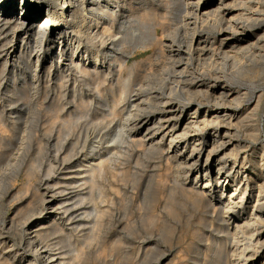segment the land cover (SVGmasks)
Here are the masks:
<instances>
[{
  "label": "rangeland",
  "instance_id": "obj_1",
  "mask_svg": "<svg viewBox=\"0 0 264 264\" xmlns=\"http://www.w3.org/2000/svg\"><path fill=\"white\" fill-rule=\"evenodd\" d=\"M147 1L148 4L145 2L142 3L141 0H135L133 8L123 9L121 14H132V12L137 14L140 11L145 12L151 10L157 18L163 16L164 18L162 20L160 19L159 22L163 25H157L155 32L158 41L165 43L166 35L171 31L169 29H173L176 25L181 24V17L178 14L181 7L168 3L169 0ZM215 1L217 3L220 0ZM167 4L169 5L167 9L162 8L166 7ZM177 10L178 12H176ZM38 12L34 8L31 14L36 15ZM169 12L171 13L169 14ZM175 13H177V17H174ZM6 15L12 20L15 18L10 13ZM6 15H1V18H4ZM95 25H93L95 31L102 26V24L98 25V27ZM215 26L213 28L214 31ZM113 27L114 29H118L122 28V25L118 23ZM1 32V40H5V43L13 44V40L16 46L20 45L18 50L22 44L24 45L22 49H25L23 51L25 57H18L16 60L10 59L6 53L9 45H4L5 49L4 46L0 47V264H42L39 253V245L41 243L46 245L47 248H58L63 244L70 243L68 244L70 250H66L68 251L67 254H65L66 252L64 253L67 258L72 257L71 255L76 256L77 251H80L78 258L70 260L72 264H78L79 262V264H203L206 261H203V254L209 253V246L212 249L213 245L216 242L218 243L221 233L215 234L212 231V225L214 224L212 222L216 221L212 214L209 215L203 212L205 211L204 208L195 210L193 205L188 203L189 200L186 199L184 188L188 187L192 189L191 180L197 176L198 171L194 168L187 174L184 168L186 167L185 164L178 165V161L179 164L183 162L180 155L174 156L171 150L168 151L170 148V138L174 132L169 135V138L163 141L160 140L161 136H158V139L152 138L153 134L159 135L164 130V122L157 123V126L150 131L147 130L148 126L143 128L142 125L137 124L136 121H139L151 111L153 114H150L151 116L156 115V113L158 115V111L150 107L152 105L150 103L152 102L150 101V97L155 94L144 95L142 92H131L132 89L127 90L124 94L121 92V83L126 77L132 78L133 88L141 81L144 74L151 72H157L159 79L161 72H167L168 74L165 77L168 81L170 69H168L169 66L167 64H164L168 63V59H166L168 53H165L164 57L160 56L161 53L166 52L167 48L161 44L147 48L129 46L126 50L121 51L126 56V63L123 68H120L117 64L109 67L110 60H104L100 62L97 69H94L93 62L95 60L92 55L93 48L91 46L89 47L88 35L85 34V37L77 36L75 32H72L71 28L66 30L70 38L66 44H61L58 41V43L55 42V39H57L55 37L51 40L52 37H49L51 35L49 33L46 40L39 45L35 40L36 35L28 34L26 30L20 27H4L1 29ZM3 33H6V35ZM246 33L244 32L240 37L248 38ZM14 35L15 39L12 38ZM3 40L2 42L4 43ZM244 41L248 40L244 39ZM84 43L87 44L85 45ZM242 57H239L240 62L237 56L233 58L220 57L218 59L214 58L211 61H200L196 63V66L202 71L213 70L212 72L218 73L221 76L223 75L224 78H230L234 86L239 83L242 84L244 87H241L243 89L242 91L246 92V86L249 85L246 77L248 56L243 57V59ZM203 62L204 64L202 65ZM215 64L221 68L215 66ZM230 64H233L234 67ZM109 68H115V71L108 74ZM129 68H133L134 70L132 76L127 70ZM166 69L169 71H166ZM158 70H161L159 72L160 74ZM100 75V79L105 75L107 76V79L103 80L102 84L99 82L96 83ZM243 76H245L246 80H244L245 78ZM155 83L158 82L155 81ZM197 98L200 102L201 100L205 101L210 98V101L207 103L202 101L205 107L210 102L214 103L216 100L215 96L211 94L206 97L199 96ZM200 98L202 99L200 100ZM139 100H143L142 103ZM132 103L136 106L134 107ZM146 105L149 106L146 107ZM248 106L249 98H244L238 105L237 111L232 112L225 120L221 121L222 124H226L225 121L228 124L232 122L237 124L241 123L236 126L230 137L243 142L247 141V143H249V135L247 132L250 120L245 113H247ZM144 108L149 109L145 111ZM130 114L133 115L131 116ZM263 115L264 109L257 113L255 122L261 130L260 140L262 141H259L261 146H264ZM156 118L158 119V116ZM124 120L127 122L125 123ZM184 120L187 121V117ZM120 123H122L121 126L118 125ZM216 123L218 122L209 123L208 127L206 125L204 129L213 132L214 125L216 127L218 126ZM150 127H153L152 123L149 125ZM200 127L194 130V132L204 134L203 127ZM113 137L115 141L113 139L111 140ZM154 140L156 141L154 142ZM210 140L212 139L210 138ZM172 145L177 148V152H180V154L187 153L192 148L191 143L187 147H185L184 143L178 144L179 146L176 144ZM147 150L149 151L147 152ZM105 157L106 159H104ZM93 170L96 173L99 172L98 174L94 173L95 175L98 176L101 174L102 176V179L100 178L101 176H98L95 187L91 186L90 179H88L91 177L90 174ZM213 172L214 174L217 173L215 167L213 168ZM60 182L63 183L61 184ZM81 184H84V186L82 185L80 187ZM99 184L101 187H99ZM48 186L53 188L49 195H55H53L54 198H52L53 196L48 198L55 199L59 205L60 202L62 204L64 203L63 205H67L66 207L69 206L70 208L71 206L69 204L77 197L78 199L80 197L77 196L70 201L72 197H75L72 196L73 194H69L70 191H73L70 189L74 188V191L80 192L86 199L81 195L85 200L83 201L84 203H81L80 207L75 209L77 213H79L78 210L80 212L84 210L79 209L81 206L84 208L89 207L92 210H94L93 207L95 208L96 205L99 208H103L105 212L100 216V224L91 232L90 230L94 223L92 222L94 219L93 216L76 217V219L70 216L63 217V215L61 219L59 217L56 219L53 216L50 219L49 226L47 225L41 231L43 232L44 230V234L45 232L46 234L44 235L42 233L41 236L39 235V239L35 243H31L32 246L29 247L25 243L29 237V231H27L28 225H30L29 222L35 220V218L48 216V211H45L47 209L44 205L45 199L48 196L45 189ZM88 186L92 189L88 188ZM62 188L66 189L64 194L59 193L64 190ZM96 190L98 191V195H96ZM89 192L91 193L89 194ZM38 195L41 197H38ZM39 202L40 205H37ZM182 203L184 204L182 205ZM171 208L174 209L175 214L171 212ZM187 211L190 213L188 214ZM22 215H24V218H19ZM53 221H56V223L51 224L54 223ZM79 224L80 227H78ZM51 228H54L53 231H51ZM47 230L49 231L47 232ZM88 232L92 237L86 234ZM74 234L78 235L75 236ZM83 234L85 241L82 237ZM61 235H63L62 237L65 235L68 241H70H61L59 239ZM44 238L47 240L44 241ZM262 239H264V236ZM202 250H205L204 253ZM72 251L75 252L73 253ZM168 251L170 252L169 254ZM80 258L82 259L80 260ZM199 259H202V262ZM255 260H257V264L263 262L264 247L260 249Z\"/></svg>",
  "mask_w": 264,
  "mask_h": 264
},
{
  "label": "bare ground",
  "instance_id": "obj_2",
  "mask_svg": "<svg viewBox=\"0 0 264 264\" xmlns=\"http://www.w3.org/2000/svg\"><path fill=\"white\" fill-rule=\"evenodd\" d=\"M134 1L135 0H0V27H1L0 28V47L7 45V44L9 45V46L7 45L8 49L6 53L10 59L16 60L18 57L24 56L23 51H25V49H22L24 47L23 44L18 50L20 45L16 46L13 40H12L13 44H9L8 42L5 43V40L3 39L2 40L4 41V43L2 42L1 29H3L4 27H13V28L20 27L21 29L26 30L28 34L31 33V34L36 35L35 40H36V43L39 45H41L46 40L47 35L49 33L51 34L49 37H52L51 40L55 37L57 38L55 39L56 40L55 42L58 41L61 44H66L70 39L68 32L66 33V30H68V28H71L72 32H75L77 36L85 37V34L88 35L89 37L88 43L90 44L89 47L91 46L93 48L92 55L94 56V60H95V62H93V67L94 69H97V66L100 64V62L104 60L105 61L110 60L109 67L114 64H117V66H119L120 68H123V66L126 63V56L121 51L126 50L129 46H132L135 48H147V47L155 46L156 44H161L162 46H165L167 48L166 52L161 53V55L159 53L158 54L164 57V54L168 53L167 58H166L168 59V63H164L165 65L167 64L169 66L168 69H170V71L166 69V71L168 70L170 73L168 75L169 76L168 81L165 77L166 74L168 73L163 71L162 68H160L163 71L161 72V70H158V73L161 72L160 79H159V75L157 74V72L156 73L151 72V73L144 74L145 76L143 75V78L141 79V81L138 84H136L134 88L131 82L132 78L126 77L125 80H123V82L121 83V92L122 94H124L126 93L127 90L132 89L131 92H142L144 95L145 94H150V95L157 94L156 96L154 95L150 97V101H152L150 102L152 103V105L150 104L151 105L150 107L157 110L158 115L156 113V115L154 114V116H151L150 115L152 114L151 113L152 111H151L148 115H145V117H143L139 121H136L137 124L139 123V125H142L143 128L148 126L147 130L150 131L152 128L157 126L156 125L157 123L164 122V130L159 135L153 134L152 138L158 139V136L159 137L161 136L160 140L163 141L164 139L169 138V135L174 132V134H172L170 138V146L168 145L170 148L168 151L171 150V153H173L174 156L180 155L183 162L179 164V161H178V165H182V163H184L186 166L184 167L185 172L187 171V174L191 172V170H193L194 168L198 171L197 176L194 177L193 180H191L192 189L188 187H186L187 189L184 188L186 199L189 200L188 203L193 205L195 210L204 208L205 211L203 212H206L209 215L212 214L213 218L216 219V221L212 222L214 223L212 225L213 226L212 231L215 234L221 233L219 235L218 243L216 242L215 244V242L212 241L215 244V245L212 244L213 248L211 249L209 248L210 247L209 246L208 247L209 253L207 252L203 254L204 255L203 261L206 260L205 262H203V264H225V263L226 264H257L256 263L257 260H255L256 256L258 255L260 249L264 247V239H262L264 236V146H261L259 143V141H262L260 140L261 130L255 123L256 118H257L256 117L257 113L264 109V0H220L217 3L215 0H169L168 3H172L173 5H177V7L178 6L181 7L180 8L181 12L179 11L178 13L179 16L181 17V24L178 26L174 25L175 27L173 29L172 28L169 29L171 30L170 33L167 31L169 34L166 33L167 34L166 41L164 40L165 43H163V41H158L157 34L155 32L157 25H163L162 23H159L160 19L162 20L164 18L163 16L160 18H157L156 15L154 16L153 11L151 10L145 11V12L140 11L137 14L135 12H132V14L126 13V15L121 14V11L123 9L133 8ZM141 2L142 3L145 2L148 4L147 0H141ZM168 6L169 5L167 4L166 7H162V8L167 9ZM34 8L39 11L36 15L31 14ZM176 12H178V10ZM8 13H10V15L15 16L14 20L10 19L6 15ZM170 13L171 12H169V14ZM3 14L6 16L4 18H1V15ZM176 14L177 13H175V15L173 14L174 17H177ZM102 20L104 21L103 23H102ZM93 22L97 25V27L98 25H101V24L102 26L95 31L94 29L95 27H93V25L95 24ZM118 23L122 25V28L114 29L113 26ZM13 24L14 26H12ZM214 26H215V31L213 30ZM244 32H247L246 34L248 38L240 37V35H242ZM18 34L20 35V33ZM4 35H6V33ZM12 38L15 39V35ZM72 39H75V38H72ZM244 39H247L248 41H244ZM4 49H5V46H4ZM235 56H237L238 59L241 56L243 57L248 56L246 77H247V81L249 85L246 86L247 87L245 89L246 92L242 91L243 90L241 88L243 87L242 84L239 83L236 86H234L230 78H227V77L224 78L223 75L221 76V75H218V73L212 72L213 70L212 71H205V70L202 71L200 70V68L196 66L197 65L196 63H199L200 61H207V60L211 61L214 58L218 59L220 57H225V58L232 57L233 58ZM239 62H240V59H239ZM203 64L204 62L202 63V65ZM230 65H233V64H230ZM215 66H219V65L215 64ZM232 67H234V65ZM164 68L165 67L163 66V69ZM127 70L129 74L132 76L134 72L133 68H129ZM112 71H115V68H111L109 72L107 73L110 74L112 73ZM106 75L105 76L102 75L103 77L101 79H100L101 77L100 75L96 83L99 82L100 84H102L103 80L107 79ZM240 77L242 78V76ZM243 77L245 78V76ZM244 80H246V78ZM155 81H157L158 83H155ZM210 94L212 96H215V99L217 101L215 100L214 103L210 102L207 107L203 105L202 101L204 100H201L202 98H200L201 102L197 100L198 99L197 97L199 96L206 97L207 95H210ZM244 98L245 99L249 98V106L247 109V113H245L247 114V117L250 120L249 125H248V132H247L249 135V143H247V141L243 142L241 140H237L236 138H234L235 139L234 140L233 138L230 137L231 133L234 131L236 126L241 123L237 124V123L232 122L228 124L226 121H225L226 124L221 123V121L225 120L232 112L237 111L238 105L244 100ZM209 99L205 100L204 102L207 103L208 101H210ZM142 101L140 102L142 103ZM220 102H223V103H220ZM148 106L146 105V107ZM144 109L145 111H147L149 108H144ZM155 116L156 117L158 116V119ZM185 117H187V121L184 120ZM213 122H218L216 123L218 124L217 127L214 125L215 128H213L214 129L213 132L212 131L210 132L209 130L204 129L206 125L208 127L209 123L212 124ZM151 123L153 124V127L149 128V125H151ZM121 124L122 123L118 125L121 126ZM200 126L203 127L205 131L204 134H198L194 132V130H196ZM118 130L120 131V129ZM156 131L158 130L156 129ZM124 132H125V129H124ZM210 138L212 140H210ZM112 139L114 140V137L111 138V140ZM247 139H248V136H247ZM155 141L156 140H154V142ZM181 143H184L185 147L189 146V144L191 143L192 148L189 150V152L180 154V152H177V148L173 146L172 144L178 145ZM60 149H61V146H60ZM148 151L149 150H147V152ZM92 153H93V150H92ZM104 159H106V157ZM173 164H176V163H173ZM214 167L217 169L216 174H214L213 172ZM65 170H68V169H65ZM94 173L98 174L99 172L96 173L93 170L92 173L90 174L91 177L88 178L90 179L89 181L92 187H95L97 185V178L98 176H101V174L97 176ZM100 178L102 179V176ZM80 182H77V183H80ZM82 185L84 186V184H81L80 187H82ZM51 186L50 187L48 186V188L45 189L48 196L45 199L44 205H45V208L47 209L45 211H48L47 212L48 216L43 217V218H37V219L35 218V220H31L29 222L30 225H28V228H27V231H29V234H28L29 237H28V241L25 242L28 244L29 247L32 246L31 243H35L39 239V235L41 236L42 233L44 234V230L43 232L41 231L44 227H46L50 223V219L53 216L56 219L58 217L61 219L62 215L63 217L70 216L71 218H75V219L76 217L83 218V217L93 216L94 219L92 220V222L94 223L92 227L90 226L91 230L88 228V230L92 232L100 224V216L103 215L105 212L103 208L101 207L99 208L96 205L95 208L93 207L96 213L94 212V210L90 209L89 207L84 208L82 206L79 209H84V210L82 212L78 210L79 213H77L75 209L77 207H80L81 203H84L83 201L86 198L82 194H80V192L74 191L75 190L74 188L70 189L73 191L69 192V194H73L72 196H75L74 198L72 197L70 201L75 199L77 196H80L81 198L79 197L78 199L77 197L70 204L68 203L71 206V208L69 206L66 207L67 205L65 206L63 205L64 203L62 204L61 202L59 205L58 201H56L55 199H52L54 198L55 195L54 194H53L54 196L49 195V193L52 192V189H53ZM99 187H101V185ZM88 188H90V186H88ZM62 189L64 190L61 191ZM62 189L60 190L61 192H59L60 194H64L66 191L65 188H62ZM97 192L98 191L96 190V195H98ZM90 193L91 192H89V194ZM50 196H53V197L48 198ZM38 197H41V196L38 195ZM183 204L184 203H182V205ZM37 205H40V202ZM171 212L175 214V211L173 208H171ZM189 213L190 212H188V214ZM28 214L30 215V213ZM23 216L24 215L20 216L19 218H24ZM71 218H68V219H71ZM56 221L55 222L53 221L54 223H51V224H55ZM15 224H18V223H15ZM54 226L56 227V225ZM78 227H80V224L78 225ZM53 229L51 231H53ZM48 231L49 230H47V232ZM51 231L50 233H52ZM86 234L90 236L89 232ZM62 236L63 235H61V237ZM83 236L84 234L82 235V237ZM61 237H59L61 241H66V242L68 241L65 235L64 237L62 238ZM45 238H44V241L47 240V239L45 240ZM48 238L50 237L48 236ZM54 240H57V239H54ZM84 241H85V238H84ZM68 244L70 243L63 244L62 246L58 248H47L46 245L41 243L39 245L40 246L39 253L41 255V256L39 255L41 258L40 262L42 264H69V263L72 264L70 260L78 258L80 251L78 250L79 247L78 249L76 248L78 250L76 256L71 255L72 257L67 258L65 254H67L68 251L66 250L68 249L70 250V248L68 247ZM41 250L42 252H40ZM169 253L170 252L168 251V254ZM81 259L82 258H80V260ZM199 261L202 262V259H199ZM261 264H264V260Z\"/></svg>",
  "mask_w": 264,
  "mask_h": 264
}]
</instances>
